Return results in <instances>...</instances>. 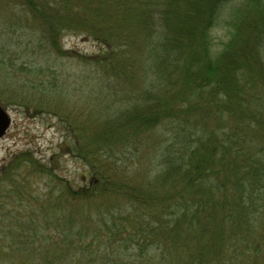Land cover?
<instances>
[{"label": "trees", "instance_id": "obj_1", "mask_svg": "<svg viewBox=\"0 0 264 264\" xmlns=\"http://www.w3.org/2000/svg\"><path fill=\"white\" fill-rule=\"evenodd\" d=\"M224 15L229 39L219 49L213 31ZM29 28L62 58L77 56L61 45L65 34L98 42L99 54L79 57L123 86L130 107L118 119H75L87 143L76 137L71 151L94 177L79 190L63 185L56 203L37 198L41 214L11 243L21 245L12 259L81 264L85 252V264H94L89 257L100 251L102 235L124 249L152 235L180 253L186 235L192 250L200 248L176 264H226L227 240L255 241L264 230V0H0V40ZM144 41L174 69L142 59ZM114 198L132 203L130 220L108 216L121 208ZM85 200L99 201V221L91 205L76 209ZM51 224L53 237L44 234Z\"/></svg>", "mask_w": 264, "mask_h": 264}, {"label": "rangeland", "instance_id": "obj_2", "mask_svg": "<svg viewBox=\"0 0 264 264\" xmlns=\"http://www.w3.org/2000/svg\"><path fill=\"white\" fill-rule=\"evenodd\" d=\"M225 16L213 31L215 47L219 49L229 39ZM39 41L38 35L30 28L24 33L11 31L10 35L0 40V47L4 49H0V97L10 99V104L2 106L12 120L9 131L0 138V264H18L19 260L12 259V254L17 253L21 245L14 248L10 245L18 242L19 235L28 231L26 220L33 214H41L40 205L33 206L37 198L38 204L43 201L49 203L51 198L56 203L58 200L54 199L62 193L63 185L79 190L88 187L93 179L88 164L71 151L76 137L82 140L79 142L82 145L87 143L86 134L76 129V120H86L89 125L88 120L118 119L130 107L128 101L122 100L123 86L107 76L103 68L79 57V54H99L102 46L98 42L84 34H65L61 45L77 56L62 58L39 45ZM29 42L30 48L25 49ZM147 44L144 41L140 49L142 59L149 55L150 62L155 61L157 69L172 71V64L164 66L161 62V50ZM259 102L257 99L253 101L254 108ZM261 120L264 121V114ZM114 199L115 203L122 202L121 208L109 212L112 214L108 216L124 218L129 214L124 222L130 220L135 213L132 203L126 201L124 204L120 198ZM99 205V201L85 200L78 203L76 209L82 206L88 210L90 206L93 219L99 221L101 214L96 210ZM68 207H71L69 203ZM68 210L65 212L70 213ZM131 224L126 225L131 227ZM53 225L52 229L45 231V235L53 237L56 234ZM152 225L156 226V223ZM95 235L91 232L88 238L92 240ZM150 236L149 242L142 239L135 246L131 242L124 243V249L115 240L107 242L102 235L101 249L99 252L95 249L89 257L90 261L94 259V264H176L187 261V255L191 257L190 252L200 248L198 245L192 250L191 242L183 235L178 245L180 253H177L174 248L168 250L165 244L157 245L160 240ZM255 237V241L248 245L227 240L226 264H264V230L256 232ZM143 243L149 244L144 253L141 249ZM107 244H111V255L105 250ZM253 246L259 247L257 253ZM87 256V253L81 252L78 256L81 264H85ZM74 262L78 264L76 260Z\"/></svg>", "mask_w": 264, "mask_h": 264}, {"label": "water", "instance_id": "obj_3", "mask_svg": "<svg viewBox=\"0 0 264 264\" xmlns=\"http://www.w3.org/2000/svg\"><path fill=\"white\" fill-rule=\"evenodd\" d=\"M12 120L6 109L0 106V138L4 137L11 126Z\"/></svg>", "mask_w": 264, "mask_h": 264}]
</instances>
